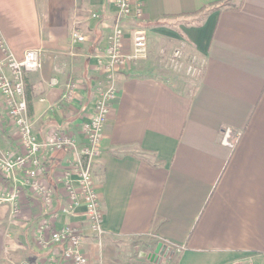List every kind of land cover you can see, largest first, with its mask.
I'll list each match as a JSON object with an SVG mask.
<instances>
[{"label":"crops","instance_id":"1","mask_svg":"<svg viewBox=\"0 0 264 264\" xmlns=\"http://www.w3.org/2000/svg\"><path fill=\"white\" fill-rule=\"evenodd\" d=\"M222 1L131 0L125 50L130 30L141 27L148 55L166 41L188 46L202 72L190 88L148 56L118 72L91 160L105 230L99 239L83 197L74 203L65 183L70 171L79 185L83 124L116 7L110 0H0L1 34L15 57L29 49L43 54L42 67L25 77L34 131L42 140L57 131L75 140L42 152L51 205L21 185L20 168L7 178L0 167V264H70L61 245L38 244L35 230L44 221L80 231L90 264H161L155 253L173 248L176 264H264V0ZM75 31L83 38L74 41ZM16 144L0 92V153ZM15 188L17 205L7 199ZM137 238L156 243L149 262L146 250L131 246Z\"/></svg>","mask_w":264,"mask_h":264},{"label":"built area","instance_id":"2","mask_svg":"<svg viewBox=\"0 0 264 264\" xmlns=\"http://www.w3.org/2000/svg\"><path fill=\"white\" fill-rule=\"evenodd\" d=\"M110 1L116 7V14L107 36L108 44L104 58L101 61L102 78L96 87L93 112L83 124L87 138L84 150L85 159H80L75 168L80 181L76 188L69 177L71 172L68 171L65 183L74 203H77L79 196L83 197L90 228L99 239H102L105 230L99 196L92 176L91 160L97 154L112 102L118 93V72L128 61H138L146 59L148 56L147 32L144 28L133 27L130 30L131 50L126 51L124 48L123 21L132 14L131 0ZM143 16L144 11L141 6H138L136 17L142 19ZM94 17L100 19L98 14ZM82 38L83 36L78 31L73 33L74 41ZM182 58L183 50L176 49L169 64L173 68H181ZM193 63L186 68L189 73L196 70ZM42 65L43 54L40 49L25 51L21 59L15 57L0 30V92L5 97L6 116L13 125L17 143V150L0 153V167L7 178H11L16 169L20 168L23 173L21 185L41 197L46 205H51L54 187L42 179L46 169L42 161V152L74 147L75 140L69 134L61 131L54 132L48 139L42 140L34 131L26 98L25 77L29 72L38 71ZM56 82V79L52 81L53 84ZM7 199L14 201V205H17V188ZM35 235L38 244L42 246L61 245L64 259L70 264H90L83 251L84 238L80 231L71 227L52 228L49 222L44 221L36 228Z\"/></svg>","mask_w":264,"mask_h":264},{"label":"rangeland","instance_id":"3","mask_svg":"<svg viewBox=\"0 0 264 264\" xmlns=\"http://www.w3.org/2000/svg\"><path fill=\"white\" fill-rule=\"evenodd\" d=\"M148 40V37H147ZM159 48L155 49L154 51H150V55H148V61L154 63L156 67L161 70L162 72H166L167 75L175 76V78L178 79V81H181L180 83L187 85L188 88L194 87L197 83V79L199 78L202 68L199 64V56H197L193 50H191L190 47L185 46L183 48V59L186 62V65L183 67V69L180 68H173L169 63L170 59L173 56V53L176 49H181V45L172 43V42H164L161 43ZM182 61V63H184ZM172 62V61H171ZM192 62L194 67L196 68L195 72L189 73L186 69L187 66H189ZM181 63V64H182ZM155 242L149 240V239H142L137 238L136 243L131 244L132 247H137L138 250L144 249L145 251V257L147 258V261L149 262L152 256V252L155 249ZM131 247V248H132ZM134 247V248H135ZM172 250H167V253L157 252L155 253V259L157 263H166V261L169 259V256L171 255Z\"/></svg>","mask_w":264,"mask_h":264},{"label":"trees","instance_id":"4","mask_svg":"<svg viewBox=\"0 0 264 264\" xmlns=\"http://www.w3.org/2000/svg\"><path fill=\"white\" fill-rule=\"evenodd\" d=\"M220 1L215 2L214 4H218ZM222 3L224 5L228 4L227 0H223ZM219 7V6H218ZM31 109V105H28V109ZM180 251L176 248H173L171 255L169 256V259L166 261L165 264H176L178 258H179Z\"/></svg>","mask_w":264,"mask_h":264}]
</instances>
